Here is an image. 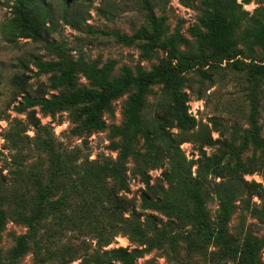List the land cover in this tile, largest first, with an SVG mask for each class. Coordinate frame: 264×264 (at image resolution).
Segmentation results:
<instances>
[{
	"label": "rangeland",
	"instance_id": "obj_1",
	"mask_svg": "<svg viewBox=\"0 0 264 264\" xmlns=\"http://www.w3.org/2000/svg\"><path fill=\"white\" fill-rule=\"evenodd\" d=\"M237 2L248 12V17L253 16L264 23V0H251L248 4L242 0ZM12 3L13 0H0V29L1 24L12 16ZM151 3L157 18L164 20L162 42L166 43L167 38L174 34L186 39V42H179L175 46L178 58L183 59L187 67L180 74V86L188 94L187 112L194 117L195 127L186 134L188 141L179 144L181 152L187 159L196 160L201 154L198 150L199 139L202 134H207L217 142L205 146V153L217 155L223 162H228V175L232 174L235 161L240 160L246 167L256 168L253 173L243 174V178L260 182L264 187V147L256 148L251 143L249 133L253 102H258L254 117L256 124L262 128L260 135L264 137V99L252 101L254 96L246 83V71L237 70L233 63L225 61L216 66V63L210 61V52L200 49L199 41L191 31L195 27L201 28L200 18L205 8L202 0H151ZM33 8L44 22L51 44L24 37L6 40L0 31V209L5 217V222L0 227V264H95L91 260L93 253L104 256L105 250L109 248L122 246L131 250L139 244L131 241L128 234H119L108 246H101L89 232L92 231V226L107 220L103 206L108 202L102 201V196L99 195L105 187L102 190L99 183L95 182L81 196L74 195L73 189L68 193L66 188L68 185L74 187L73 179L70 182L69 178L76 176L85 166L100 165L106 158H117L118 150L113 146L122 138L116 134L115 128L124 127L125 110L135 88L129 86L126 91L109 101L107 109L102 112L103 126L97 130L83 126V117L78 113L81 107L79 104L56 109L53 113L35 106L31 110L37 120V125L34 126L29 121L27 112L18 113L15 110L21 101L20 91L26 88L34 92L40 84H49V73L33 74L36 71L33 60L56 62L61 60L59 53L64 52L73 61L97 68L111 63L110 77L117 79L123 76L125 69L135 74L138 69L150 71L155 66L169 64L167 49L157 47L144 52L142 45L146 40L136 37L142 29L150 30L141 0H36ZM248 17L239 21L235 29L234 48L242 52L237 59L242 60L251 53L256 60H260L263 59L261 49L246 35L247 30L257 26ZM201 60H208V64L203 66ZM26 77L28 79L23 87ZM83 88L92 89L94 85L78 69L71 85L56 90L46 88V97ZM169 105L170 97L166 87L161 83L152 84L145 95V105L141 111L146 124L154 126L158 122V116ZM213 119L218 123L216 129L213 127ZM167 129L177 132L174 127ZM151 136L155 146L165 147L156 133ZM41 141L48 147L42 145ZM49 151L54 155L62 153L64 159V175L60 182L66 186L65 189L61 187L54 195V200L57 201L55 206H60L62 217H57L58 211H49L40 221L37 232L30 241V250L19 259L12 260L9 252L16 238L27 231L17 214L29 210L32 205L36 206L31 204L35 186H42L47 181ZM146 155L144 140L136 138L133 154L126 162L128 191L123 197H126L129 204L137 207L144 189L139 173L141 168L149 174L150 184L156 189L158 186L167 187L162 180L167 164L161 168L153 167V162L148 161L139 166L137 157ZM162 160L165 159L157 162ZM195 168L196 165L192 167L193 175L196 173ZM205 179L213 181L210 175H206ZM106 184L110 186L112 181L107 180ZM75 186L78 190L82 186L81 181ZM248 198L245 193L234 198L226 231L239 241L242 230L248 228L264 241L263 224L244 207ZM60 199H64L63 204H60ZM251 201L258 203L264 215V204L256 196H252ZM83 207L87 209L83 218L74 220V213L81 214L80 209ZM207 209L214 222L218 201L212 195L208 199ZM88 210H91L92 215L87 216ZM146 211L161 216L162 223L167 219L156 211ZM141 221H145L144 216ZM157 244L139 257L135 264H187L188 261H195L189 255L186 257L183 248L175 257H172L174 252H170V257V243L161 240ZM260 255L264 264V242ZM225 264H236V261L229 260Z\"/></svg>",
	"mask_w": 264,
	"mask_h": 264
},
{
	"label": "trees",
	"instance_id": "obj_2",
	"mask_svg": "<svg viewBox=\"0 0 264 264\" xmlns=\"http://www.w3.org/2000/svg\"><path fill=\"white\" fill-rule=\"evenodd\" d=\"M250 1L242 0L245 4ZM35 2L36 0H13L10 6L12 16L1 24L0 29L6 40L24 37L51 44L44 22L34 12ZM202 3L205 8L200 18L201 28L195 27L191 31L192 35L198 39L200 49L210 52V61L216 63V66L225 61L233 63L237 70L246 71V83L254 96L252 101L264 99V23L253 16L248 17V12L242 9L237 0H202ZM141 5L146 12L150 30L142 29L136 37L146 40L142 45L144 52L157 47L167 49L169 64L155 66L150 71L138 69L135 74L125 69L122 77L112 79L110 77L111 63L97 68L84 62L73 61L64 52L59 53L61 60L56 62L33 60L36 68L33 74L49 73V84L48 86L40 84L34 92L22 88L21 101L18 102L15 110L18 113L27 112L29 121L36 126L37 120L31 111L33 107L41 106L53 113L56 109L79 104L81 107L78 113L83 117V126L90 130H97L103 126L102 112L107 109L109 101L118 97L129 86H134L135 90L125 110V125L115 128L116 134L122 138L113 146L118 150L117 158H106L100 165L85 166L80 173L69 178L70 182L73 179L74 187L68 185L66 188L68 193L73 189L74 195L81 196L95 182L99 183L102 190L105 187L100 194L95 193L102 196V201L108 202L103 206L107 220L102 221L100 225L92 226L93 229L89 232V235L96 238L101 246H108L119 234H128L131 241L139 244L131 250L122 246L109 248L105 250L104 256L93 253L91 260L95 264H113L114 262L135 264L139 257L156 247L161 240L170 243L169 256L172 251L175 254L172 257L178 256L179 250L183 248L186 257L189 255L195 260L194 262L187 260V264H225L229 260H235L236 264H263L260 248L264 241L248 228L242 230L239 241L226 231L233 200L244 193L249 197L244 207L264 226L263 212L259 209L258 203L251 201L252 196H256L261 204H264V187L260 182L243 178V174L253 173L256 168L246 167L240 160H236L232 174L228 175V162H223L217 155L205 153L203 149L205 146L217 142L207 134H202L199 139L198 150L201 154L196 160L187 159L181 152L179 144L188 141L186 134L195 127L194 117L187 112L188 94L181 90L180 86V74L185 72L187 67L184 60L178 58L175 46L179 42H186V39L174 34L167 38V44L162 42L163 18H157L151 0H141ZM247 17L257 26L247 30L246 35L251 37L252 43L261 49L263 59L256 60L251 53L244 56L242 60L237 59L242 52L234 48L235 29L239 21L246 20ZM201 61L203 66L208 64V60ZM234 61H238V64ZM78 69H81L90 79L94 88H83L58 96L51 95L50 98L46 97V88L56 90L62 86L71 85ZM27 79L28 77L24 80L23 87ZM155 83H161L166 87L170 105L158 116V122L149 127L141 111L145 105V95L149 92L150 86ZM253 105L254 110L250 117V140L256 148H262L264 147V137L260 135L262 128L256 124L254 117L258 102H253ZM212 121L216 129L218 123L214 119ZM169 127L176 128L177 132H170L167 129ZM154 133L164 142L165 147L159 148L154 145L151 136ZM138 137L144 140L148 154L146 157H137L139 166L145 165L148 161L153 162V167L161 168L167 164L162 175V180L167 187L158 186L156 189L150 184L149 174L142 168L139 170L144 184L139 207L129 204L126 197H123V194L128 191L126 162L127 158L133 154V143ZM41 144L48 147L44 141H41ZM48 156L47 181L42 186H35L34 200L31 204L36 206L32 205L29 210L17 214L27 231L16 238L9 252V258L12 260L19 259L30 250V241L36 234L40 221L49 211H58L57 217L59 219L62 217L59 211L60 206H55L57 201L54 200V195L61 187L65 189L66 186L60 182V178L64 175V159L62 153L54 155L49 151ZM161 159L165 160L157 162ZM194 165H196V173L193 175ZM206 175L213 177V181L206 180ZM107 180L112 181L110 186L106 184ZM78 181H81L82 186L76 190L75 185ZM154 189H156L155 193H153ZM210 195L218 201L214 222L211 221L207 209ZM1 199L0 196V203ZM63 202L64 199H60V204ZM85 210L87 209L81 208V214L75 212L72 218L81 220ZM146 210L156 211L167 219L162 223L161 216L146 213ZM89 215H92L91 210L87 212V216ZM143 216L144 222L141 221ZM4 222V212L0 209V227Z\"/></svg>",
	"mask_w": 264,
	"mask_h": 264
}]
</instances>
